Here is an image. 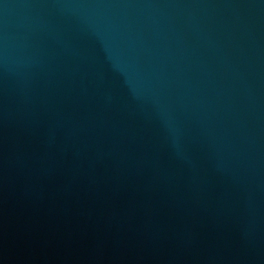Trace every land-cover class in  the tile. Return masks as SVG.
<instances>
[{"label":"water","instance_id":"95a60500","mask_svg":"<svg viewBox=\"0 0 264 264\" xmlns=\"http://www.w3.org/2000/svg\"><path fill=\"white\" fill-rule=\"evenodd\" d=\"M0 264H264V0H0Z\"/></svg>","mask_w":264,"mask_h":264}]
</instances>
